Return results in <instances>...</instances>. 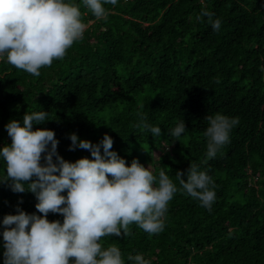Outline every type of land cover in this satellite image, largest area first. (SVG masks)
<instances>
[{"label":"trees","instance_id":"trees-1","mask_svg":"<svg viewBox=\"0 0 264 264\" xmlns=\"http://www.w3.org/2000/svg\"><path fill=\"white\" fill-rule=\"evenodd\" d=\"M65 3L79 7L87 27L62 60L36 77L0 55V149L11 144L5 126H23L27 112L48 113L33 130L54 131L68 162L93 159L89 150H69L71 134L94 145L108 134L128 166L138 159L157 178L164 170L178 191L163 231L150 235L133 223L127 237H102L103 248L118 247L124 264L137 254L150 264H264V0H118L103 5L107 17L100 20L82 0ZM202 9L221 21L218 32L207 17L197 18ZM217 113L239 122L209 159L205 117ZM141 116L161 134L137 128ZM180 122L186 131L177 141L171 130ZM191 163L214 182L211 210L179 190L176 173L187 179ZM37 203L34 193L0 182V264L4 217L42 216Z\"/></svg>","mask_w":264,"mask_h":264},{"label":"clouds","instance_id":"clouds-1","mask_svg":"<svg viewBox=\"0 0 264 264\" xmlns=\"http://www.w3.org/2000/svg\"><path fill=\"white\" fill-rule=\"evenodd\" d=\"M82 2L100 20L107 17L103 5H116L118 0ZM213 16L202 9L197 18L207 17L218 32L221 21ZM80 17L79 7L65 0H0V55L6 54L7 62L15 68L39 77L42 67L62 60L66 50L82 39L87 25ZM47 116L44 111L27 112L23 126L17 120L5 126L11 144L0 149L6 162V177L0 182L11 181L13 192L34 193L38 200L35 207L42 216L19 211L4 217V264H124L118 247L105 249L98 241L122 233L131 235L129 225L133 223L150 235L163 231V217L178 191L176 185L164 170L157 178L138 159L128 166L111 150L114 141L108 134L95 145L71 134L69 150H89L93 159L65 161L57 151L54 131L33 130V123L42 124ZM205 119L209 122L204 132L207 157L211 159L229 141L230 130L239 121L219 113ZM136 127L150 130L153 137L162 132L147 124L143 116ZM185 131V123L180 122L171 135L179 141ZM184 175L183 171L176 173L179 190L211 210L215 200V191L209 187L214 186L211 177L192 163L187 179ZM65 190L67 196L61 195ZM49 213L62 215L63 223L50 222ZM128 259L133 264H150L142 254Z\"/></svg>","mask_w":264,"mask_h":264}]
</instances>
